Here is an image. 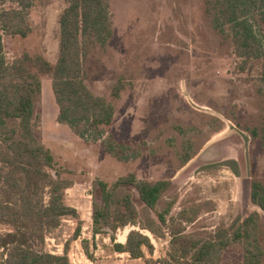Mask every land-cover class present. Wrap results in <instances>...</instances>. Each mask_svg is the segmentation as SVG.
Instances as JSON below:
<instances>
[{"label": "trees", "instance_id": "obj_1", "mask_svg": "<svg viewBox=\"0 0 264 264\" xmlns=\"http://www.w3.org/2000/svg\"><path fill=\"white\" fill-rule=\"evenodd\" d=\"M41 2L0 0L1 29L16 39L31 38L38 29L32 15ZM64 2L55 62L37 51H25L14 60L0 53V264H72L70 242L59 254L47 249V239L67 218L78 222L73 239L79 238L84 224L77 208L67 202L66 192L76 183L75 171L60 162L41 133L38 108L44 77L52 80L61 124L85 140L101 142L104 152L118 162L144 156L140 145L109 133L138 74L130 68L118 73L108 85L107 95L96 93L90 83L98 73L96 64L103 66L111 56L115 37L112 0ZM201 11L214 37L230 45L242 60L240 69L257 68L260 77L251 86L254 110L250 114L244 115L230 99L222 106L211 105L222 116L199 112L205 128L193 127V134L173 154L176 170L194 159L211 135L223 131L226 120L247 133L264 153V0H201ZM231 163L237 165L236 160ZM172 185L171 177L150 180L135 171L112 181L96 179L99 195L92 200L94 237L109 236L114 252L145 259L146 264H264L263 178L253 175L251 180V202L259 209L232 232L223 230L225 233L216 236L188 232L208 203H194L173 214L177 198H168ZM127 226L137 229L121 243L117 233ZM146 231L156 238L170 237L165 256L152 257L155 245ZM82 244L86 255L94 259L91 243L83 240ZM232 248H240L241 257L226 262L225 254Z\"/></svg>", "mask_w": 264, "mask_h": 264}, {"label": "rangeland", "instance_id": "obj_2", "mask_svg": "<svg viewBox=\"0 0 264 264\" xmlns=\"http://www.w3.org/2000/svg\"><path fill=\"white\" fill-rule=\"evenodd\" d=\"M65 7L64 0H43L32 15L38 29L26 40L8 36L0 27V53L14 60L25 51H37L55 62L59 54V16ZM111 11L115 27L111 56L103 66L96 64L98 73L90 83L96 93L107 95V87L118 73L130 68L138 74L133 89L121 101L109 133L140 145L144 156L118 162L104 152L101 142L85 140L61 124L50 77L43 78L38 108L46 145L63 165L75 171L76 183L66 194L67 202L83 219L81 235L73 239L78 222L67 218L47 239V249L59 254L70 242L72 264H146L145 259L115 253L108 236L94 237L92 200L93 195H99L94 187L98 178L112 181L130 171L150 180L171 177L168 198H177L173 214L194 203H208L199 219L188 226V232L201 236L230 233L259 209L251 202V180L253 175L264 179V153L259 144L229 120L185 167L176 170L173 165V154L193 134V127L205 128L199 112L222 116L211 105L222 106L229 99L244 115L253 112L250 90L260 77L257 68L242 71V60L230 45L222 44L209 31L201 0H112ZM261 214L264 226V211ZM136 227L120 229L118 241L123 242ZM146 232L155 245L152 257L165 256L170 237L156 238ZM83 240L91 243L94 259L86 255ZM147 256L152 258L149 253ZM240 257V248L225 254L226 262Z\"/></svg>", "mask_w": 264, "mask_h": 264}, {"label": "crops", "instance_id": "obj_3", "mask_svg": "<svg viewBox=\"0 0 264 264\" xmlns=\"http://www.w3.org/2000/svg\"><path fill=\"white\" fill-rule=\"evenodd\" d=\"M78 210V209H77ZM79 212V211H78ZM80 213V212H79ZM82 218V217H81ZM83 220V219H82ZM92 230H93V224H92ZM94 235V234H93ZM97 236H99V235H97ZM127 236H128V234L126 235V238L124 239V241L123 242H121V243H126V240H127ZM108 238L110 239V237L108 236ZM94 239V238H93ZM111 240V239H110ZM117 240H118V233H117ZM120 242V241H119ZM111 245L113 246V244H112V242H111ZM116 253V252H115ZM121 254H126V253H121Z\"/></svg>", "mask_w": 264, "mask_h": 264}]
</instances>
